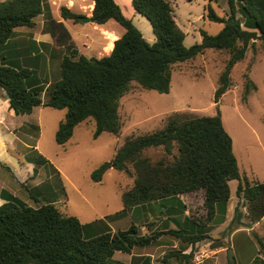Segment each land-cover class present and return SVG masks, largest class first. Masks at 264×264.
Listing matches in <instances>:
<instances>
[{
  "label": "trees",
  "instance_id": "trees-1",
  "mask_svg": "<svg viewBox=\"0 0 264 264\" xmlns=\"http://www.w3.org/2000/svg\"><path fill=\"white\" fill-rule=\"evenodd\" d=\"M93 1L92 23L103 26L113 20L125 32L113 43L110 55L102 58L80 55L74 60L78 51L65 26L53 19L49 0H0V45L12 39L17 28H32L38 16L46 15L44 30L70 50L71 55L61 62L60 79L49 87L45 103L44 89L30 85L29 70H18L0 62V87L17 116L29 115L40 106L67 111L55 136L60 146L66 145L75 129L89 119L95 122L94 139L105 133L119 136L123 125L119 114L121 100L133 83L145 90L168 94L174 65L193 60L210 49L230 54L215 92L214 102L218 104L232 86V71L244 60L249 44L264 40V0H228L227 17H220L209 4L208 20L225 23V27L217 35L202 31V42L191 47L184 43L186 35L175 20L169 0H131L135 11L151 23L156 35L154 44L144 38L115 0ZM239 11L244 23L237 16ZM61 14L76 23L83 17L67 7L61 8ZM252 89L256 85L248 80L246 93ZM160 148L165 151L163 159L154 162L144 156L146 150ZM40 159L47 161L43 156ZM0 165L10 170L1 161ZM36 166L34 176L38 174ZM130 166L135 184L123 193L124 209L117 219L141 205L202 192L203 206L211 220L220 206L225 215L232 181L238 182L239 202L228 232L252 229L264 219V182L242 179L233 139L220 113L189 120L177 114L169 117L162 130L127 140L111 161L92 173V181L101 182L110 170L132 174ZM5 200L0 206V264H121L113 259L117 252L131 254L165 233L189 243L211 238L186 236L180 231L141 236L134 224L127 230L113 232L102 220L83 224L53 203L33 208L13 196ZM241 204L247 208V214ZM245 217L248 223L244 222ZM255 238L264 249V242L258 236Z\"/></svg>",
  "mask_w": 264,
  "mask_h": 264
},
{
  "label": "rangeland",
  "instance_id": "rangeland-1",
  "mask_svg": "<svg viewBox=\"0 0 264 264\" xmlns=\"http://www.w3.org/2000/svg\"><path fill=\"white\" fill-rule=\"evenodd\" d=\"M52 1L55 2L53 11L58 14L61 2L65 1L63 2L65 4L67 0H51L49 4ZM74 1L79 2V0ZM169 1L174 10L176 22L186 35L184 42L186 47L201 43L202 31L217 35L224 29L225 23L208 20L209 4L220 17H227L230 14L228 0ZM117 4L122 8L124 15L133 21L144 38L150 44H154L156 35L151 23L135 11L132 1L117 0ZM237 8H240L239 3ZM237 16L243 23L245 22L240 11ZM42 18L47 17L41 15ZM106 26L116 28L118 35H123L125 32L124 28L113 20ZM85 33L88 37H92L98 32L90 25ZM118 35L108 36L110 43L105 46V53L112 50ZM76 41L79 50L85 56H97L95 52L97 45L85 51L83 47L85 37L76 36ZM65 52L67 56L71 55L66 47L60 51L55 50L61 58ZM79 56L78 52L73 59L76 60ZM229 58L230 54L227 51L210 49L193 60L174 65L171 90L168 94L145 90L133 83L131 90L121 100L119 114L123 125L119 136L105 133L98 139H94L95 122L89 119L76 128L74 138L69 144L60 146L56 143L55 136L58 126L66 117V110L44 106L35 115L7 119V123L21 126L14 135L6 136L9 139L8 145L4 152L0 150V161L10 168L9 170L0 165V191L4 189L12 194L11 196L24 200L33 208L54 203L63 213L77 217L83 224L102 220L112 226L114 231L126 230L129 228L130 221L138 220L144 214L142 209L136 212L133 210L129 214L130 219H118L117 222V214L124 209L122 195L135 184L132 166H130L132 174L111 170L99 183L92 181V173L103 163L111 161L127 140L162 130L168 118L176 114L181 119L189 120L220 113L224 127L233 139V151L238 160L242 179H247L251 183L264 182V40H253L249 44L244 60L232 71V86L216 104L215 92ZM60 65L58 60L52 59L48 79L41 85L45 93L42 94V100L45 102L49 98L47 95L49 87L60 79ZM248 80L256 85V89L246 93ZM32 124L40 127V130L36 132L22 128L23 125L28 127ZM39 155L47 160L44 162V167L36 160L40 158ZM164 155L165 151L162 148L148 149L144 152V156L151 158L154 162L163 159ZM29 161L38 164L36 166L38 174L34 181H31L32 176V178H26L25 183L21 185L18 180L22 181L25 173L21 170V164ZM237 186V181L230 184L232 199L236 202L235 207L239 202L236 195ZM196 194L191 204L194 216L199 220L202 216L203 194L202 192ZM240 207L247 214V208L242 204ZM161 210L162 208L158 206V212ZM244 222H249L246 217ZM226 235H230L228 229L222 235L223 238L213 240L210 238L202 243L207 245L213 241L212 246L217 247L218 244H222ZM255 236L264 242V220L254 224L252 229L244 228L236 233L230 243L228 239L226 246L232 251L233 257L230 262L264 264V249L261 248ZM177 242L180 246H185L183 241ZM206 248L207 251L199 252L202 253L200 254L201 262L209 256L213 257L209 254V247ZM117 254L119 255L115 256V260L123 264L130 263V257L123 253ZM174 254L180 255L181 251H176ZM213 259L215 260L214 257ZM256 259L259 260L258 263H253ZM181 264L184 263L181 262Z\"/></svg>",
  "mask_w": 264,
  "mask_h": 264
},
{
  "label": "crops",
  "instance_id": "crops-1",
  "mask_svg": "<svg viewBox=\"0 0 264 264\" xmlns=\"http://www.w3.org/2000/svg\"><path fill=\"white\" fill-rule=\"evenodd\" d=\"M49 1L51 2V0ZM115 1L117 2V0ZM63 2L65 1L61 2V7L60 8L58 7L59 8L58 14H56L52 8L54 7L55 2L52 1L51 3L52 5L50 4V11L53 19L57 23H61L65 26V28L67 29V31L71 36L72 43L75 45L76 50L78 49L77 51L79 52V54L84 55L77 46L78 44L76 41V36L83 35L85 37V42H83V47L85 48V51L91 50L92 47H94V45H97L96 48L97 50L95 51L97 54L96 58H102L104 56L110 55V53L114 48V45L112 50L108 53L107 52L105 53L104 49L105 46H107L110 43L108 36L118 35L116 28L111 26L107 27L106 25H108V23L103 26H97L92 22L84 23L81 21L80 23H76L73 20L64 19L61 14V8L67 7L73 13L83 17H89L91 19L95 6L94 1L79 0L78 3H75L74 0H67L65 4ZM39 19H41V15L34 20L35 25L32 28L30 27L17 28L15 30L14 37L10 39L7 43L0 45V62L5 63L18 70L21 69L29 70V72L31 73L30 85L33 86H37V85L41 86L43 82L48 79L47 77L48 74L50 73V66L52 59L58 60V64H59L62 62L64 57L67 56L66 52L62 56V58L60 54L55 53V50L60 51V49H63L65 47L59 45L54 39V37L50 33H47L44 30L45 24L47 22V18L46 19L42 18L41 20ZM90 25H92L93 29L98 32L92 37H88L87 34L85 33L87 27H90ZM120 36L121 35L119 34L118 39L120 38ZM55 56L58 59H56ZM43 102L45 103V101ZM41 107L44 106L34 108L33 112L26 116H32L35 115L36 113H39L41 111ZM22 116H17L14 110L10 108V103L9 100L7 99L6 92L0 87V148H1L0 150L2 152H4L3 150H5V147L8 145L9 142V139H7L8 137L6 136L14 135L15 131L17 129H20L21 126V125L19 126L18 124L13 125L7 123L6 120L15 119L17 117H22ZM30 126L28 125V127H26V125H23L22 128L36 132L40 130V127L34 124ZM74 135L72 139L74 138ZM72 139L67 144H69L72 141ZM34 149L36 150V147ZM36 160L41 165L43 164V167L45 166L44 161H42L39 157L36 158ZM21 165H22L21 170H24L25 173L22 181L18 180V178L14 174V177L18 180V182L21 185H23L27 180L26 178L29 179V177L32 178V176L33 178L31 181H34L35 176L33 169H35L36 166L35 162L34 163L26 162ZM232 182H230V184ZM11 195L12 194L6 192L4 189H1L0 206H2L6 202L5 199H9ZM194 195L197 194L196 193L184 194L178 197L167 198L163 200L154 201L145 205H141L137 208L132 209L131 211H127L125 216H123L121 220L128 218L130 219L129 214L133 210L136 212L142 209L144 212L143 216L138 220L130 221L131 223L129 225V227L132 224L136 225L139 229V234L141 236H151L152 234L157 232L180 231L183 232L186 236L208 235L212 238V240L223 238L222 235L226 232V230L229 227V224L231 223L234 217L236 202H234V200L232 199V195L227 204L225 215H223V210L222 207L220 206L218 209V213L211 220H208L207 212L203 207L204 198L202 199V204H201L202 206L201 218L198 220L194 216L195 213L192 211V204H191V202L192 203L194 202L193 201ZM22 201L25 202L24 200ZM158 206L162 208V210L159 212H158ZM118 221L119 220L117 219V222ZM110 227L113 230V227L112 226ZM243 229L244 228H241L231 233L228 236L226 235V238L223 239L224 241L221 242L222 244H218L217 247L212 246L213 241H210V243H208L207 245H203L202 241L204 240L195 241L193 243L184 242L185 246L183 245L180 246L179 242H177L178 240L182 241L180 238L165 233L160 237H158L157 240H155L150 245L146 247L136 248L133 251V253L131 254L123 253V255L130 257L129 264H181V262H183L184 264H196L195 256L201 251H207L206 247H209L208 249L209 254L213 255L215 260L213 259V257L209 256L206 260H204L203 262H199L197 264H227L230 262V260H232L228 257L229 247L226 246L228 239L230 243L233 236ZM113 232L116 231L113 230ZM226 250H227V256H226ZM176 251H181L180 254L181 256L174 254L176 253ZM117 253H122V252H117ZM117 253L114 255V258L116 255H119ZM120 263L123 264L122 262Z\"/></svg>",
  "mask_w": 264,
  "mask_h": 264
},
{
  "label": "water",
  "instance_id": "water-1",
  "mask_svg": "<svg viewBox=\"0 0 264 264\" xmlns=\"http://www.w3.org/2000/svg\"><path fill=\"white\" fill-rule=\"evenodd\" d=\"M81 21L84 22V23H89V22H91V19H90L89 17H82V18H81ZM231 253H232V251L229 250V258H230V259L233 258Z\"/></svg>",
  "mask_w": 264,
  "mask_h": 264
},
{
  "label": "built area",
  "instance_id": "built-area-1",
  "mask_svg": "<svg viewBox=\"0 0 264 264\" xmlns=\"http://www.w3.org/2000/svg\"><path fill=\"white\" fill-rule=\"evenodd\" d=\"M200 254H202V253H199V254H197L196 256H195V261H199V262H201V257H200ZM203 256V255H202ZM203 258H204V256H203Z\"/></svg>",
  "mask_w": 264,
  "mask_h": 264
}]
</instances>
